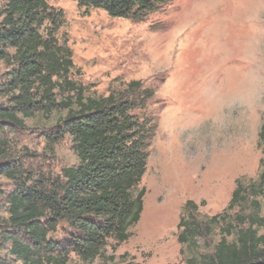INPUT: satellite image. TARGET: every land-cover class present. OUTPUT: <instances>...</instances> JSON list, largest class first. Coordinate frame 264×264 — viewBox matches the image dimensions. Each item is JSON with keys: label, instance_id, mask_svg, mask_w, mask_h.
Returning a JSON list of instances; mask_svg holds the SVG:
<instances>
[{"label": "trees", "instance_id": "1", "mask_svg": "<svg viewBox=\"0 0 264 264\" xmlns=\"http://www.w3.org/2000/svg\"><path fill=\"white\" fill-rule=\"evenodd\" d=\"M173 1L76 0L134 21ZM64 23L47 0H0V264H95L132 236L143 213L140 184L158 126L154 90L133 80L91 93L73 76V52L59 37ZM65 139L74 162L54 171L49 161ZM260 198L264 168L237 180L220 213L203 216L188 200L178 241L204 239L205 248L185 264H264Z\"/></svg>", "mask_w": 264, "mask_h": 264}, {"label": "rangeland", "instance_id": "2", "mask_svg": "<svg viewBox=\"0 0 264 264\" xmlns=\"http://www.w3.org/2000/svg\"><path fill=\"white\" fill-rule=\"evenodd\" d=\"M47 1L64 13L59 37L73 52L74 78L91 93L133 80L155 93L141 219L126 242L108 249L111 258L95 264H185L205 248L204 239L193 247L178 241L185 203L195 201L203 216L220 213L237 180L264 168V0H174L139 21L76 0ZM49 162L54 171L74 162L68 139Z\"/></svg>", "mask_w": 264, "mask_h": 264}]
</instances>
